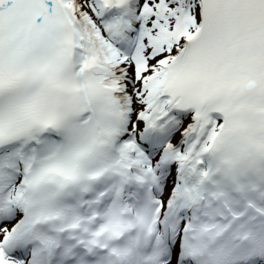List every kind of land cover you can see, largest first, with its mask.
Instances as JSON below:
<instances>
[{
	"label": "snow or ice",
	"instance_id": "snow-or-ice-1",
	"mask_svg": "<svg viewBox=\"0 0 264 264\" xmlns=\"http://www.w3.org/2000/svg\"><path fill=\"white\" fill-rule=\"evenodd\" d=\"M0 264H264V0H0Z\"/></svg>",
	"mask_w": 264,
	"mask_h": 264
}]
</instances>
